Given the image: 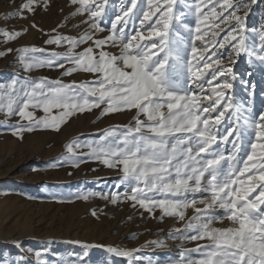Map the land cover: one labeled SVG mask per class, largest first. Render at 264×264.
<instances>
[{"label": "snow or ice", "instance_id": "6c2138e0", "mask_svg": "<svg viewBox=\"0 0 264 264\" xmlns=\"http://www.w3.org/2000/svg\"><path fill=\"white\" fill-rule=\"evenodd\" d=\"M72 2L80 5L77 12L86 11L94 21L90 24L92 29L103 31L95 21L106 15L107 0ZM175 3L176 0H148L145 10L139 8L138 0H129L130 6L122 5L121 13L111 20L110 34L94 41L97 48L109 42L119 45V56L100 51L97 59L89 47L77 55L65 57L72 67L67 68L64 75L78 70L98 74L94 83H49L42 79L26 81L18 87L19 82L13 80L0 85V110L29 122L12 132L19 135L41 125L59 130L73 113L90 111L101 104L107 105L101 115L136 109L134 126H127L123 131L108 130L105 137L111 140L89 145V155L109 168L119 169L122 179L131 183L127 199L141 208L149 212L158 208L162 214L180 220H184L183 209H194L196 215L186 225L196 232L190 239L207 243L197 246L201 257L187 264H264V112L258 120L245 119L243 124L239 123L242 106L229 94L233 89L228 79L232 69L225 68L215 51L217 45L224 48L226 44L231 45L235 56L246 50L244 18L250 5L244 0H207L206 4L205 0H199L195 7L198 15L191 59L186 64L188 80L191 85L198 86L199 91L189 88L182 93L181 81L172 74L180 63L170 47ZM250 3L255 4L256 0ZM31 4L29 0L23 8L31 11ZM241 9H244L243 16L238 14ZM132 19H139L141 27L129 34L126 29ZM221 24L230 27L219 40L216 29L223 31ZM201 25L206 26L203 31ZM145 27L147 36L143 34ZM19 34L3 32L8 40ZM209 35L212 39H206ZM90 39L92 37L86 33L79 40L57 36L47 43L59 45L67 40L74 48ZM261 39L264 40V36ZM195 41H201L203 48H198ZM58 58L57 53H52L51 59L33 57L25 68L54 65L63 68L62 63H56ZM206 74L211 76L206 83L212 95H200L204 92ZM217 77H222L223 82ZM29 108L41 109L46 116L36 119ZM53 109L62 111L47 118ZM141 114L145 120L139 118ZM246 136L252 138L245 140ZM230 138L233 139L229 150L224 145ZM246 147L247 151L240 157ZM67 150L71 153L72 146L68 145ZM149 193H158L162 198ZM189 193L205 195L197 200L189 199ZM88 195L92 194L81 198L87 199ZM117 198L118 194L114 193L113 202ZM197 204L203 208L196 207ZM216 208L224 213L220 221L226 218L233 226L212 227L216 218L207 214ZM108 251L117 256L130 255L115 248Z\"/></svg>", "mask_w": 264, "mask_h": 264}, {"label": "rangeland", "instance_id": "374dc122", "mask_svg": "<svg viewBox=\"0 0 264 264\" xmlns=\"http://www.w3.org/2000/svg\"><path fill=\"white\" fill-rule=\"evenodd\" d=\"M28 2L0 0V53H3L0 55V85L17 80L19 87L26 81L39 82L42 79L49 83L92 84L98 74L78 70L64 75L67 68L72 67L65 57L77 55L89 47L97 59L100 51L121 54L119 45L109 42L97 48L94 41L110 34L111 20L121 13L122 5L130 6L129 0H107L106 15L95 21L103 31L92 29L90 24L94 21L86 11L77 12L80 5L72 0H32L31 11L23 8ZM147 2L138 0L139 8L146 10ZM198 2L176 0L175 18L170 27V47L173 55L180 58L172 74L181 81L182 93L189 88L199 91L198 86L191 85L186 71L187 61L191 59ZM244 2L250 5L244 18L246 50L235 56L230 44L224 48L217 45L215 49L225 68L232 69L228 79L233 83V89L229 94L242 106L240 124L245 119L258 120L260 113L264 112V40L261 39L264 36V0H256L255 4L250 0ZM202 10L208 11L207 8ZM243 12L241 9L238 14L243 16ZM140 27L139 19H132L126 31L134 34L133 30ZM205 27L201 25L202 31ZM229 27L221 24L223 31L216 29L219 31L216 39L222 40ZM5 31L20 34L8 40L3 36ZM86 33L92 39L74 48L67 40L59 45L47 43L57 36L79 40ZM143 34L148 35L146 27ZM206 39L212 37L209 35ZM195 45L203 48L201 41H195ZM32 48L42 51H22ZM52 53L59 54L56 63H62L63 68L54 65L26 70L25 64L31 58L51 59ZM233 59L234 64L231 63ZM208 79L211 76L206 74L204 92L200 95H212L206 83ZM217 79L223 82L222 77ZM201 103L207 104L208 101ZM106 106L101 104L90 111L73 113L59 130L41 125L19 135L12 132L29 122L0 110V264H187L189 260L201 257L197 246L207 241L191 240L190 236L196 232L186 227L196 215L193 208L183 209L184 220L164 215L158 208L151 212L141 208L127 199L131 194V183L122 179L119 169L109 168L89 155V145L111 140L105 137L108 130L123 131L127 126H134L136 109L101 115ZM28 110L36 119L46 116L41 109ZM59 111L62 109H53L47 118ZM139 118L146 119L142 114ZM251 138L246 136L245 140ZM231 139L224 145L226 149H231ZM68 145L72 146L71 153L67 150ZM246 151L247 147L239 156L243 157ZM114 193L118 194L116 202L112 200ZM86 194L92 195L82 199ZM149 195L162 198L158 193ZM204 195L189 193L188 198L199 200ZM196 207L203 208V205L197 204ZM207 215L216 218L212 227L233 226L226 218L220 221L219 217L224 213L219 208ZM109 248L130 255L117 256L109 252Z\"/></svg>", "mask_w": 264, "mask_h": 264}]
</instances>
